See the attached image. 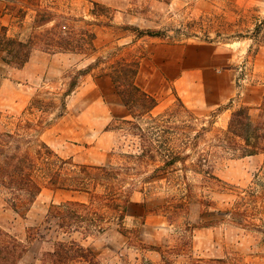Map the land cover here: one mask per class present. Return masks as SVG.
I'll return each mask as SVG.
<instances>
[{"label": "rangeland", "instance_id": "obj_1", "mask_svg": "<svg viewBox=\"0 0 264 264\" xmlns=\"http://www.w3.org/2000/svg\"><path fill=\"white\" fill-rule=\"evenodd\" d=\"M94 3L101 6L102 15L91 14ZM47 5L57 13L100 24L93 27L98 53L83 58L35 49L21 69L4 65L0 53V131L37 136L74 164L110 165L120 172L121 198L139 206L127 209L122 226L115 221L82 241L98 254V264H264V200L256 203V219H248L254 225L240 227V217L228 213L237 201L231 191L209 189L201 175L188 171L194 200L211 204L201 221L198 203L189 214L177 210L181 194L175 181L153 178L159 158H135L145 146H179L189 126L196 130L194 136L211 122L212 131L199 140L197 150L209 153L213 174L228 188L264 185V154L238 158L214 148L216 130L227 128L233 111L259 107L263 100L264 47L253 45L248 37L255 22L264 19V0H43ZM3 8L0 2V13ZM31 22L28 18L26 27ZM136 30L161 32V37L137 38ZM111 54L139 60L137 85L158 101L152 117L131 119L110 80L98 77V71L78 75L97 57ZM73 77L78 78L77 86L64 99L65 111L51 112L40 124V113L28 111L32 97L62 98ZM177 98L185 108L178 106ZM27 122L36 125V131L25 129ZM132 124L141 130L132 129ZM177 136L180 140L175 141ZM196 160L193 155L186 164ZM96 192L102 195L104 190ZM68 200L87 202L88 197L44 188L24 217L0 199V227L27 248L21 264H38L47 247L43 240L56 236L54 229H46L47 211L51 204ZM205 222L212 225L203 226ZM35 227L42 236L30 241L28 231ZM75 238L81 241L83 236Z\"/></svg>", "mask_w": 264, "mask_h": 264}, {"label": "trees", "instance_id": "obj_2", "mask_svg": "<svg viewBox=\"0 0 264 264\" xmlns=\"http://www.w3.org/2000/svg\"><path fill=\"white\" fill-rule=\"evenodd\" d=\"M0 2L4 4L0 13V53L4 65L23 68L35 49L49 54H72L83 58H92L98 53L93 27L100 24L89 23L64 12L57 13L53 6H43V0ZM100 8L94 3L91 14L102 15ZM30 11L34 14L30 15ZM28 18L32 22L26 27ZM13 29L19 32L10 34ZM26 29H30L29 34H25ZM136 31L137 38L161 37V32ZM248 38L253 45L264 47V19L255 22ZM138 70L139 60L116 59L115 54H111L108 57H97L86 70L79 71L78 75L98 71V77L108 78L121 105L126 108L131 119L137 120L146 115L152 117L158 107L157 99L137 85ZM77 80V77L71 79L62 98L33 96L28 107L30 114L40 113V124L55 110L61 115L65 111L64 99L74 91ZM177 102L178 106L185 108L179 98ZM130 123L132 122H127ZM131 126L134 130H141L137 124ZM34 127L36 125L27 122L24 128L36 131ZM189 130L190 133L179 146L162 150L145 146L147 148L135 158L138 161L146 159L148 162L160 159L161 165L155 168L153 178L175 181L174 186L178 187L177 191L181 194L177 210L189 214L191 207L198 203L203 208L200 212L202 221L207 209L211 207L209 202L194 200V187L187 181V172L191 171L203 177L207 188L214 189V186H218V191L223 194L231 191L230 195L237 198L232 211L228 212L240 217V222L236 225H254L248 219H256L259 213L256 203L264 200V185L257 182L247 190L228 188L213 174L209 153L197 150L199 140L212 131V123L209 122L208 127H202L194 136H191L196 131L194 127L189 126ZM176 140H180V137L177 136ZM214 140V148L234 157L247 158L264 154V95L259 107L241 106L233 111L227 128L216 130ZM186 150L191 152L187 153ZM193 155H197L196 163L187 165V160ZM178 164L181 168L177 167ZM178 172L183 175H178ZM120 175L110 165L74 164L72 159L62 158L37 136L0 131V199L15 215L24 217L44 188L88 197L87 202L68 200L50 205L44 222L47 224L46 229H54L56 236L43 240L47 247L40 252L38 264H73L76 261L98 264V254L92 248L85 247L82 241L95 233H103L115 221L122 226L128 205L132 201L126 196L122 199L118 192ZM98 188L104 190L102 195L97 194ZM211 223L205 222L203 226H210ZM77 234L83 236L81 241L75 238ZM38 236H42L39 227L28 231L30 241ZM26 252V246L0 227V264H21Z\"/></svg>", "mask_w": 264, "mask_h": 264}, {"label": "crops", "instance_id": "obj_3", "mask_svg": "<svg viewBox=\"0 0 264 264\" xmlns=\"http://www.w3.org/2000/svg\"><path fill=\"white\" fill-rule=\"evenodd\" d=\"M1 55H2V54H1ZM133 206L138 207V206H139L138 202H135V201L131 202V203L128 205V208H127V209H129L130 207H133ZM143 209H144V208H143ZM143 213H144V212H143Z\"/></svg>", "mask_w": 264, "mask_h": 264}]
</instances>
